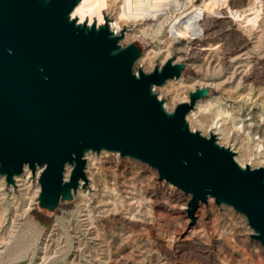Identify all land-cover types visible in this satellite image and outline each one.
Returning a JSON list of instances; mask_svg holds the SVG:
<instances>
[{
  "label": "rangeland",
  "instance_id": "rangeland-1",
  "mask_svg": "<svg viewBox=\"0 0 264 264\" xmlns=\"http://www.w3.org/2000/svg\"><path fill=\"white\" fill-rule=\"evenodd\" d=\"M74 12L122 23L121 44L142 50L135 70L186 63L154 88L165 107L209 87L202 121L187 115L191 129L215 134L242 166L264 165V0H82ZM85 157L86 187L55 211L39 206L32 170L15 185L0 174V264H264V245L232 206L210 198L192 219L191 196L147 163L105 150Z\"/></svg>",
  "mask_w": 264,
  "mask_h": 264
},
{
  "label": "water",
  "instance_id": "water-1",
  "mask_svg": "<svg viewBox=\"0 0 264 264\" xmlns=\"http://www.w3.org/2000/svg\"><path fill=\"white\" fill-rule=\"evenodd\" d=\"M81 0H0V174L15 185L25 165L41 172L39 206L55 211L86 187L89 151L120 153L147 163L189 194L195 219L214 198L246 216L264 245V165L242 166L236 152L192 130L187 115L209 87L190 93L173 111L154 88L179 78L186 63L170 57L151 72L142 55L122 45L106 21L76 26L69 14ZM85 153V155H86ZM75 154V160L73 159ZM72 166L69 179H64Z\"/></svg>",
  "mask_w": 264,
  "mask_h": 264
},
{
  "label": "bare ground",
  "instance_id": "bare-ground-1",
  "mask_svg": "<svg viewBox=\"0 0 264 264\" xmlns=\"http://www.w3.org/2000/svg\"><path fill=\"white\" fill-rule=\"evenodd\" d=\"M82 2V0L79 2V4ZM78 4V5H79ZM77 5V6H78ZM76 6V7H77ZM75 7V8H76ZM75 10V9H74ZM73 10V11H74ZM76 19L77 20H79V18L78 17H76ZM84 22H87V23H89L87 20H85ZM93 24V23H92ZM103 24V23H102ZM112 25V24H111ZM116 25H117V28L114 26V25H112V29L117 33V34H119L120 33V31H121V29H122V27H123V24L122 23H120V22H116ZM111 27V26H110ZM135 35V34H134ZM148 53V52H147ZM145 56V55H144ZM147 56L148 57H143V58H148V59H150L151 57H149L150 56V54H147ZM149 62V61H148ZM245 93V92H244ZM202 99V98H201ZM204 99V98H203ZM202 101V100H201ZM175 102V99H173V101H172V103H174ZM247 110H248V107H247ZM189 116L190 117H194V118H199L200 119V121H202V111H201V102H200V100L198 101V103H197V105H196V107H195V109L194 110H192L191 111V113L189 114ZM212 130V129H211ZM31 169L28 167V166H26L25 167V174H29L31 171H30ZM41 168H38L37 169V171H36V173H37V175L41 172ZM69 173H70V167H69V165L67 166V169H66V172H65V177H67V179H69L68 178V176H69ZM20 176H16L15 177V180H18V178H19ZM70 177V176H69ZM39 191H41V186L39 185ZM89 193V192H88Z\"/></svg>",
  "mask_w": 264,
  "mask_h": 264
},
{
  "label": "clouds",
  "instance_id": "clouds-1",
  "mask_svg": "<svg viewBox=\"0 0 264 264\" xmlns=\"http://www.w3.org/2000/svg\"><path fill=\"white\" fill-rule=\"evenodd\" d=\"M76 17H77V13L74 12V11H71L70 14H69V21L72 22L73 20L76 19ZM102 23H103L102 20L99 21V23L97 24V27H96V29H95L96 31H99V25L102 24ZM82 24H84V18H83V17H80V19H79L78 22L76 23V26H77V27H80V25H82ZM86 28H87L88 30L93 29V28H92V22H91V20H89V23H88V25H87ZM85 153H86V152H85ZM85 153H84L83 156L81 157L82 159L85 158ZM75 158H76V157H75V154H73V159L75 160ZM25 167H26V165H25ZM64 167H67V163H65ZM64 179L66 180L67 177H64Z\"/></svg>",
  "mask_w": 264,
  "mask_h": 264
},
{
  "label": "built area",
  "instance_id": "built-area-1",
  "mask_svg": "<svg viewBox=\"0 0 264 264\" xmlns=\"http://www.w3.org/2000/svg\"><path fill=\"white\" fill-rule=\"evenodd\" d=\"M112 24V23H111ZM111 28H112V25H111ZM24 172H25V170H24ZM37 174V173H36ZM39 175H40V173L38 174V178H39Z\"/></svg>",
  "mask_w": 264,
  "mask_h": 264
}]
</instances>
